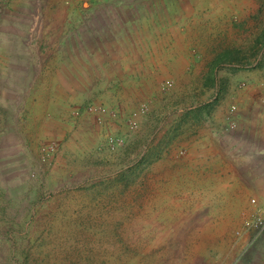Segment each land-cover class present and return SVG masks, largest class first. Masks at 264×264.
<instances>
[{"label":"rangeland","instance_id":"obj_1","mask_svg":"<svg viewBox=\"0 0 264 264\" xmlns=\"http://www.w3.org/2000/svg\"><path fill=\"white\" fill-rule=\"evenodd\" d=\"M96 1L0 0V264H263L264 234L235 258L264 155L230 157L234 129H207L264 77V0H124L183 37L167 64L137 48L132 79L116 76L129 23L90 32L110 24L82 7L119 6Z\"/></svg>","mask_w":264,"mask_h":264},{"label":"crops","instance_id":"obj_2","mask_svg":"<svg viewBox=\"0 0 264 264\" xmlns=\"http://www.w3.org/2000/svg\"><path fill=\"white\" fill-rule=\"evenodd\" d=\"M111 1L116 2L119 6H84L82 7L83 10L80 11H83V14H85L86 16L89 14L92 16H99L102 19L105 18L107 20V23L110 24L109 26H107L106 24L102 25L99 22H95L87 25V29H89L90 32L95 31L96 35H98L97 31H101V35H103L104 32H111L114 25L122 27V23L124 21H127L126 23H129L127 25L128 28H126L128 30L127 35L131 36L128 39L132 41L129 47H135V49L127 54L129 62L123 60L116 62L119 65V73H116L118 79L119 77L121 79H132L140 76L135 73V71H138L137 65L140 62L137 61V58H139V56L137 54V51L135 52L137 48H143V52H141V55H143V64L147 63L149 67H151V65L155 64L156 62L161 63V61L167 64L168 62L166 61V59L162 57V53L166 51L167 54V50L163 48L168 47L169 45L177 48V43L183 37L179 33V36L173 40V43H168V25L164 10H162V12H159L158 15L157 10L155 8H152L151 3L148 6L125 7L122 6L124 0H103V2ZM100 2L102 1H96V3L98 4ZM120 4L122 5L120 6ZM71 13L72 12H70L69 15H71ZM156 15H158V18H156ZM110 16H119L118 18L119 21H121V24H113V21L111 22V19L114 18H111ZM163 29L165 30V37L163 39L161 37H156L155 41L153 42L152 32L154 30H159L161 32V30ZM129 30L134 31L135 34H128L130 32ZM76 39L79 40L80 45H82V35L78 36V38ZM96 42L102 43V45H104L105 47L107 46L106 41L96 40ZM161 46H163V48H161ZM155 47L160 48V50L162 51L159 53V50L154 49ZM153 59L155 60L152 61ZM111 60L112 57L108 56L104 61L107 63L106 65H113L114 62H112ZM180 62H182V60L176 57H174L171 61V63ZM240 75L241 74H239V76ZM245 76L248 83L246 87L247 92L243 94V96L245 97L239 96L241 98V101L237 104L238 110L236 111V121L233 120L235 123L232 127H230L228 124L226 126L225 123L227 120L225 118L228 117L227 108H224L225 111H223V114L220 115V117L222 118H218V112L216 111V109H214L216 112H212L213 124L211 126H208L207 130H209L210 132L208 131L209 135L207 137L212 141L214 140L216 135L220 136V132H222V129L230 130L233 128L234 130L226 135V138L229 136L226 142H232L233 144H236V146L226 147L224 148L223 152L230 157L257 158L264 155V77H260V79L253 77V73H246ZM107 77L110 78V76ZM259 85H261L263 88ZM259 87L262 89H259ZM216 115L218 117H216ZM231 120L229 122H231ZM200 135H203V133L201 132ZM263 203L264 201L261 202L262 205H264ZM255 242H257V240ZM263 242H261L260 240V247L261 252L263 253L262 257L264 264ZM254 243L252 245H254ZM243 255L244 254H242L241 256Z\"/></svg>","mask_w":264,"mask_h":264},{"label":"built area","instance_id":"obj_3","mask_svg":"<svg viewBox=\"0 0 264 264\" xmlns=\"http://www.w3.org/2000/svg\"><path fill=\"white\" fill-rule=\"evenodd\" d=\"M250 202L256 204V199L251 198ZM260 210L261 208H258L250 217H245L241 225L242 228H239L236 231L238 236H241L244 232L247 234L246 242L243 244L242 250L239 251L235 258L237 262L240 260L241 255L251 247L258 237L264 234V213L260 212Z\"/></svg>","mask_w":264,"mask_h":264}]
</instances>
